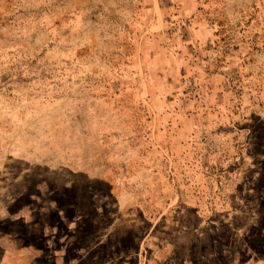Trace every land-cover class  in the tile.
Here are the masks:
<instances>
[{
  "label": "rangeland",
  "instance_id": "374dc122",
  "mask_svg": "<svg viewBox=\"0 0 264 264\" xmlns=\"http://www.w3.org/2000/svg\"><path fill=\"white\" fill-rule=\"evenodd\" d=\"M0 264H264V0H0Z\"/></svg>",
  "mask_w": 264,
  "mask_h": 264
}]
</instances>
